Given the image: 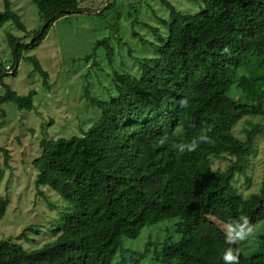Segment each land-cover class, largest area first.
I'll return each instance as SVG.
<instances>
[{"label": "trees", "instance_id": "1", "mask_svg": "<svg viewBox=\"0 0 264 264\" xmlns=\"http://www.w3.org/2000/svg\"><path fill=\"white\" fill-rule=\"evenodd\" d=\"M33 1L44 24L31 46L10 35L18 58L13 72L22 47H39L54 23L79 13L82 3ZM203 1L196 13L166 2L172 22L167 34H158L156 56L140 60L141 74L115 68V92L108 99L93 95L86 84L88 102L100 111L92 124L81 135L40 140L42 152L33 160L37 194L44 195L42 187L52 189L63 209L53 235L37 247L0 238V264H224L222 255L231 246L220 236L210 240L201 217L210 220V230L213 218L228 225L247 216L254 232L264 222V176L259 190L248 196L235 184L239 175L250 181L251 155L264 134V122L254 121L244 138L235 133L243 117H264V0ZM10 20L28 32L12 0H4L0 27ZM99 45L112 62L115 49L108 38ZM97 46L86 61L96 56ZM27 59L50 87V74L38 57ZM6 71L0 64L1 81ZM35 93L8 88L0 95V116L6 115L1 107L6 102L34 109ZM200 136L209 142H200L193 152L172 147ZM0 151L5 155L1 175L14 156L5 147ZM183 200L195 211H186ZM9 204L0 194V222ZM55 206L49 199V210ZM172 218H179V239L153 242L155 254H148L147 246V252L118 256L126 238L136 239L145 226ZM39 227L27 226L24 233H38ZM250 238L246 249L250 244L256 249L247 255L241 248L239 264H264V232Z\"/></svg>", "mask_w": 264, "mask_h": 264}, {"label": "rangeland", "instance_id": "2", "mask_svg": "<svg viewBox=\"0 0 264 264\" xmlns=\"http://www.w3.org/2000/svg\"><path fill=\"white\" fill-rule=\"evenodd\" d=\"M109 2L112 5L106 8ZM166 2L183 13H196L204 8L203 0H82L81 11L58 19L39 47H22L18 67L13 72L10 67L14 66L18 58L13 53L10 35L21 37L22 42L31 46L34 33L44 22L33 0H12V7L28 32L19 29L13 20L0 27V64L10 70L0 80V95L5 94L8 88L21 95L31 90L36 93L33 98L35 108L32 110H19L12 102L1 105L6 115L0 116V146L9 149L14 156L10 166L2 168L3 173L0 175V194L10 200L8 211L0 222L1 239H12L34 248L53 235L52 229L61 215L64 202L47 187L41 188L44 195L37 194V169L33 160L42 152L40 140L43 137L81 135L82 129L92 124L100 111L88 102L86 84H89L93 95L108 99L115 92L112 81L115 68L141 74L140 60L156 56L158 34H167L172 22ZM0 9H4V0H0ZM100 9H104L103 14L98 13ZM104 38H108L115 49L112 62L105 55L106 47L97 46ZM96 46V56L86 61L85 57L94 52ZM32 55L37 56L49 72L50 87L44 86L43 77L33 71V65L27 59ZM250 121L264 122V117H243L235 127L239 137L244 138V129ZM251 159L250 181L246 176L239 175L235 183L244 196L258 191L264 176V134L257 137V146ZM4 160L5 155L0 151V164L3 167ZM49 199L56 205L53 211L48 208ZM181 203L186 211H195L191 202L183 200ZM178 221L179 218H172L145 226L138 238L124 240L118 256L124 251L131 256L133 250L147 252V246L150 248L148 254H152L153 242L166 238L179 239L181 234L176 232ZM208 222L209 219L201 217V224L210 240L218 239V236L225 240L227 225L213 218L210 230ZM263 223L256 228L253 236L264 232ZM30 225L40 226V232L24 233V228ZM246 241L230 245L234 250H240L239 258L243 256L242 250L244 254L250 255L256 249L251 244L246 249Z\"/></svg>", "mask_w": 264, "mask_h": 264}, {"label": "clouds", "instance_id": "3", "mask_svg": "<svg viewBox=\"0 0 264 264\" xmlns=\"http://www.w3.org/2000/svg\"><path fill=\"white\" fill-rule=\"evenodd\" d=\"M186 103V102H184ZM164 140H161V143H164ZM200 142H209V138L207 136H200L198 139H193L190 142L186 143H174L172 147L177 150L179 153L193 152L195 151ZM254 228L250 224L247 216H240L238 220L231 221L228 223L226 232H225V240L231 245L239 241L248 240L253 236ZM239 256L240 250H234L232 247H228L223 255L222 259L224 264H239Z\"/></svg>", "mask_w": 264, "mask_h": 264}, {"label": "water", "instance_id": "4", "mask_svg": "<svg viewBox=\"0 0 264 264\" xmlns=\"http://www.w3.org/2000/svg\"><path fill=\"white\" fill-rule=\"evenodd\" d=\"M93 13H97V12H94V11H93ZM98 13H100V11H99Z\"/></svg>", "mask_w": 264, "mask_h": 264}]
</instances>
